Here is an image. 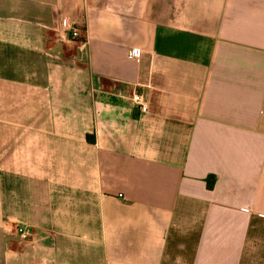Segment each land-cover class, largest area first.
<instances>
[{
    "label": "crops",
    "instance_id": "obj_1",
    "mask_svg": "<svg viewBox=\"0 0 264 264\" xmlns=\"http://www.w3.org/2000/svg\"><path fill=\"white\" fill-rule=\"evenodd\" d=\"M0 264H264V0H0Z\"/></svg>",
    "mask_w": 264,
    "mask_h": 264
},
{
    "label": "built area",
    "instance_id": "obj_2",
    "mask_svg": "<svg viewBox=\"0 0 264 264\" xmlns=\"http://www.w3.org/2000/svg\"><path fill=\"white\" fill-rule=\"evenodd\" d=\"M64 25L67 27L69 31V35L74 39H81L82 30L80 27L75 25L70 18H66ZM82 42L84 40L81 39ZM142 50L140 48H132L129 51L131 57L138 58L140 57ZM132 102L135 107L139 110L140 113H146L148 111V100L145 94L141 91H134L131 96ZM15 233L22 241H30L34 237V233L30 226L17 223L15 227Z\"/></svg>",
    "mask_w": 264,
    "mask_h": 264
},
{
    "label": "trees",
    "instance_id": "obj_3",
    "mask_svg": "<svg viewBox=\"0 0 264 264\" xmlns=\"http://www.w3.org/2000/svg\"><path fill=\"white\" fill-rule=\"evenodd\" d=\"M82 30V29H81ZM82 39V38H81ZM83 40V39H82Z\"/></svg>",
    "mask_w": 264,
    "mask_h": 264
}]
</instances>
